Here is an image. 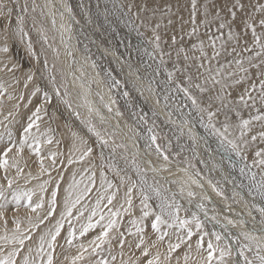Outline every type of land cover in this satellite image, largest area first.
<instances>
[{
    "label": "rangeland",
    "instance_id": "rangeland-1",
    "mask_svg": "<svg viewBox=\"0 0 264 264\" xmlns=\"http://www.w3.org/2000/svg\"><path fill=\"white\" fill-rule=\"evenodd\" d=\"M3 1L0 0V3H3L4 5H9V7H11V6L13 7L14 12L16 14L15 17H17V19H16L17 20V29H18V25L20 24L19 18L23 17V28H24V31L27 33V35L22 37V39H21L22 42H19L18 44H14L13 41L9 38V34H8L6 40L3 41L5 36H4V34H2V32H0V43L2 41V43L0 44V47L3 44L4 46H7L8 52H9V49L12 52L11 54L5 53L3 56H1L2 59L4 57H9V56L10 57L6 58V59L4 58L5 62H7V64H8V66L5 67L6 69L5 68L2 69V67H0V70H1L0 76H3L2 71L4 72V74H5L4 76H6V77L11 75L12 79L14 78L13 81L16 82V83L14 82V84H16L17 86L20 84V86H18L17 89L21 90V93L17 99L15 97H12V96L11 97L7 96L6 93L8 91H4L6 89L0 91L1 92V94H0V161L5 160V159L7 160V166L6 167H0V193H2V195H0V205L4 206L2 209H0V211H2L4 213L3 217L0 218V237L7 236V237L11 238L12 236L17 235V236H23V237H27V238L25 239L23 246L19 245L18 243H14L11 241L6 242L5 240L0 239V257L7 255V253H9L13 250H17L18 255L14 257L16 264H22L25 257L28 258V260L30 261V264H47L46 256L48 257L49 253L52 256V261L54 260L52 262V264H54V263L55 264H75L74 262L76 260H78V262H81V260H84L83 257H82L83 259H81V260L76 259V258L81 257L82 254H84L89 249V247L91 245V244L89 245V243H91L93 240H95L97 235L99 236L104 230L105 223L101 221L102 220L101 216L104 217L105 213L104 214L99 213V214H97L96 217H93V219H91V223L94 222L93 224H95V225L93 228H91V230L89 229L85 235L81 236L80 233H81L83 227L87 226V223H89V218H90L89 215H91L90 211L94 210L97 206L96 202L99 201V198H97V193H99L98 191H101L102 189H104L106 187H107L106 189H108L112 186L111 184H113L114 188L110 189V195H114L117 197V199L119 200L118 205L119 204L122 205L121 212L123 213V217L125 214L126 220H127V222L124 225H121L122 227L120 228V230H122V233L124 235L121 233L118 234V237H116L115 240H119V241H117L119 243L122 240L123 241L122 245L124 246L126 244H129L128 241H130L131 238L134 239V237H136V234H137L138 238L139 237L145 238V236H146L145 239L144 238L140 239V240H143V243H141L140 240L134 241L135 243H133L132 248L134 249L135 247L139 246V244L141 246V247L139 246L140 248L139 247L135 248L134 251H133V249L131 250V248H129L130 251H127V256H129V255L134 256V260H135L134 262L135 263L129 262L127 260L124 264H137L136 261L139 264H148V261L154 262L155 259H156V261L154 262V264H158V263L162 264L161 262L157 261V258H155V255H154L155 251L154 250H156V249H153L155 247L158 250L157 253L160 252V253H163L165 255L167 254L168 258H166L167 257L166 256L165 257L166 260H169L172 257H176V254L181 255V253L183 252L182 253L183 259L181 258L183 263H185V262L187 263V261H189L188 257H187V261H186L185 256H187V254H184V252L189 251L192 248V252L194 253V256L198 257L197 263L198 264H206V258L208 256V247L207 246H208V243L210 242L209 237L216 236V234L215 235L211 234L212 231H210L208 229L207 224H209L211 226L215 225L214 229L216 231L218 229L217 232H219L224 237V239L226 241L228 239L230 240L227 242H230L232 245L231 246L229 243V246L232 248V249L230 248V250L234 254V255L231 254V256L232 255L235 256L236 251L234 248L237 247L238 255L243 260L244 264H246L245 257H247L248 261H252L253 264H259L260 262H258L259 260L257 259V256L259 254H261V255L264 254V252H263L264 251V245H263V243H264V237H263L264 232L261 231V230L264 231V196H262L260 194V190H259V188H257V186L261 182V180L264 178H263L262 174H260V172H258L257 168H260V169L263 168L262 171L264 172V165H260L258 163V161L260 159L264 158V156H257L256 153L260 152V151H251L249 149V145L254 142L253 140H251V138L248 140L245 139L242 142V145H240V146L237 145L238 151H239V154H237V149H233L232 144L229 143L230 140L228 138H226L222 133L218 132L212 126L214 122L217 123L218 125L224 127L230 119H231V122L233 124L236 123V121H238L236 118L234 119L230 115H233L234 113L237 114L235 111L237 110L238 107H240V105L243 104V103H241V101H242L240 99L241 96H236L235 98H232V99H234V101H232V100L230 101V99L227 100V98L225 97V94L220 92L217 89V87L215 85H213L214 84L213 82H215V81L212 82V79H210L209 77L202 76L204 74V72L206 73L209 70H206V68H203L204 66L202 65L203 64L202 61H200L201 65L197 62V60H199L198 57L196 58V56H198L197 54L187 52V55H186V52L180 51L182 48L180 45L181 41L177 40L176 38H167L166 39V37L161 35L158 28H156L155 26L153 27L152 23H150V21H151L150 19H146V21L144 23L139 22L136 18L143 16V14H146V11H148L147 8H143L140 6V8H139L140 10L135 9V10H133L134 13H132L133 11L127 9L124 6L123 0H56L58 3L61 4L63 9L64 8L66 9V10L62 11L61 8L59 9L57 7H53L51 0H44V2H43V0H3ZM13 2L15 3V5ZM25 5H27V11L26 12L22 11V9L24 8ZM149 6H152L151 10H154L155 12L157 10H160L161 13H163V12L169 13L172 9L169 5H165L164 7L162 6L161 8H160V6H158V8L154 7L156 5L153 4L152 2L149 3ZM165 7H167V8H165ZM203 8L204 7L202 6L201 9L203 10ZM69 9H70V11H69ZM4 11H6V10H4ZM203 11H205V8ZM138 12H139V14H141V16L138 14ZM149 12H150V10H149ZM66 14H67V16L70 15V18H68L69 20L66 19V22H65L64 18L61 17V15H64V17L66 18ZM212 15L207 16L209 19V20L207 19L208 22L209 21L212 22L211 20L213 18H215L213 20V22H215V24L219 23V25H220L221 24L220 22H223V18L215 17L214 15H216V14H212ZM2 17H3V15L2 16L0 15V19ZM219 17H220V14H219ZM147 18H149V16ZM132 19H133V21H132ZM67 21H68V23H67ZM78 21H80V22H78ZM64 22H65V25H64ZM62 25H64L65 31H63ZM0 26H1V24H0ZM60 27H62V28H60ZM223 28H225V25ZM86 30H88V31H86ZM0 31H1V27H0ZM91 32L93 34H95V33L96 34L98 33V34L96 36H94ZM87 33H88V35H87ZM157 36H159V39H160L159 41L156 40ZM43 37H47L46 42H45ZM142 39H144V40H142ZM29 41H31V44H32L31 50H29V47H28ZM94 41H95V43H94ZM170 43H172V44H170ZM157 44L159 45L158 47H157ZM169 44L171 46H169ZM173 44H175V46ZM8 45H9V47H8ZM166 45H167V47H166ZM15 47H17V50L20 52L18 57L14 56L15 54L13 53ZM170 48H172L171 49L172 52L175 50L173 52L174 56L171 54H168V53H166V54L164 53L165 50L171 51ZM24 51H25V53H24ZM176 51H177L176 54H178V56L175 55ZM0 53H2V51ZM232 54L234 57L233 61H235L237 54H234L233 52H232ZM179 57H181L182 59ZM18 58H20V59H18ZM26 58H28V61L30 62L28 66L24 65L22 63V59H26ZM45 60L47 61L46 66H45ZM179 60H181V61H179ZM9 61H10L11 65H10ZM64 61H65V63L67 62L66 65L64 64ZM178 61L180 62V64ZM31 64L34 68L36 66V67H38V70L42 71L43 75H45V77H46L45 79H47L45 86H47L48 88H50L53 91V94H54L53 96L56 99L55 100L56 101L55 102L56 110L53 111L54 115L56 113L59 114L61 111H63V112L69 111V112H71V114H74L84 126L86 124V126H85L86 129L89 130V128L92 127L100 133V136L98 138L97 135L95 134V132L89 130V132L94 135V138L96 137V140L98 139L97 141L99 142V144L103 145V147L106 150V152L104 151L103 154H102V151H100L99 153L97 152L96 158L98 161V165L106 173L108 172V174H109L108 178L110 179V181H109L108 185L104 186L105 182L103 180L101 182H99V184L102 183V184H100V186H103V187L97 189L96 191H93L90 194L91 198H92V196L94 197V199H91V201L92 200L93 201L89 202L90 204L87 203L89 199H87V200L84 199L87 201V202L86 201L84 202L85 204H82V203H81V205H78L77 203L71 204V206H70L71 215H69V216L67 215V213L64 212L65 206H60V203L58 200L60 197L57 195L62 193V192L60 193V190L62 191V187L64 185L63 181H65L64 178L66 179V177H67V175H66L67 174V168L69 170V166L71 164H74L75 162L69 164L63 160V158L64 159L66 158V157H63V155L64 154L67 155L66 152L62 154V152H64L63 149H62L60 155L56 153L58 155V156L57 155L55 156L56 159L54 158L51 160L47 157V155H43L41 157H37V156L35 157V154L32 153L31 150L27 149V147H26L25 148L26 149V155H27V157H29V162L28 163L27 162L22 163L21 158L23 155L21 152L17 151V149L19 148V146H17V144H20V142L23 141V138L21 136V132H23V129L21 128V126L18 125L21 121L23 122V117H22L23 113L21 112L19 105H21V102L23 101V97L25 94L24 92L22 94V91H25L26 90L25 88L28 87V84H26L27 82L24 83V81H22V78L20 79V81H22L23 83L19 81L20 83L18 84L17 81L19 80L18 78H20L21 76H23V78L25 77V73L31 69V67H30ZM185 64H189V65H185ZM12 65L13 66L15 65L14 68H12L13 67ZM64 65H65V67H64ZM196 66H197V68H196ZM19 67H20V69H19ZM201 67H202V69H200ZM66 68H69V69H66ZM21 69H23V70L21 71ZM26 69H28V70H26ZM19 70L21 73L19 72ZM67 70L69 71L68 75L69 74L71 75L72 80H71V78L69 79L70 76H68V78H67V72H68ZM35 71H36V68L34 69V74L37 75V73ZM23 72H25V73H23ZM22 73H23V75H22ZM16 74L19 75V77ZM194 74H197V75H194ZM26 75H27V73H26ZM212 75L214 77L213 80H215L216 76L214 74H212ZM51 76H55V78H56L55 85L51 82V79H50ZM200 76L202 77V79ZM32 77L34 78L35 76H32ZM192 77L195 79H193ZM73 78H75L76 80ZM74 80H75V82H74ZM191 80L193 81V83ZM181 81H184V82H181ZM197 81H199V82L197 83ZM74 83L76 84L75 86H74ZM86 83H87V85H86ZM22 84H23V86H21ZM173 84H174V86H173ZM180 84L183 85L184 87L181 86ZM60 85H62V86H60ZM197 85L199 87L196 90L195 88H197ZM45 86H43V87L38 86V87L41 91H44ZM213 86L215 87L214 89H213ZM187 87H189V88H187ZM71 88H74V89H71ZM254 88H256V86L251 87L249 90L251 91V94L253 96H256V95L258 96V90H254ZM56 89H59V94H57ZM76 89H77V91H76ZM180 89H181V91H180ZM65 90H67L68 96L65 95ZM204 90H207V91H204ZM178 91H180V92H178ZM182 91H184V92H182ZM200 91L203 92V95L202 94L200 95V93H201ZM72 92L74 94H71V95H74L75 97L70 96V93H72ZM190 92H193L192 93L193 95L199 94L198 96L204 97L203 100L210 102V104L213 106L212 108H214L215 111H218V113L213 114L211 116V119L207 115L204 116L203 112L198 107L196 102L193 104V95ZM205 92L207 94H205ZM75 93H76V95H75ZM208 93H210V94H208ZM79 94L80 95L82 94V95L80 96ZM183 94H185V96ZM216 94H218V95H216ZM47 95H48V100H46L45 102H47V101L48 102H47L46 106H48V104H50V100H51V98H50L51 96L48 93H47ZM209 95L211 98L209 97ZM205 96L208 98L206 99ZM263 97L264 96H261L260 98H262V100H264ZM14 99H16V100H14ZM75 99H77L76 100L77 103L75 102ZM190 99H191V102H190ZM252 99L255 102V104L258 105V107H263V105L261 103L262 101H259L258 98H252ZM221 100H222V102H221ZM40 101H41V99H40ZM65 101H68V103H65ZM91 101H92V103H91ZM224 101H226L227 103ZM229 101L232 103L230 104ZM78 102L81 105L80 104L77 105ZM86 102L88 104H86ZM189 103H191V104H189ZM235 103L239 104V105L237 106ZM74 104H76V106H73ZM91 104H94V105L92 106ZM233 104L236 106H234ZM190 105H191V107H190ZM215 105H216V107H214ZM83 106L86 108H84ZM195 106H197V107H195ZM217 106H219V107H217ZM75 107H76V109H75ZM79 107L80 108L82 107V109L84 111L82 109H80ZM103 107L107 110L109 109L108 110L109 112L106 110L107 112L104 113ZM93 108H95V109H93ZM216 108H219V109H216ZM39 109L43 111V108L39 107ZM96 109L98 111H96ZM193 110L195 112H197L196 116H195V112ZM221 110H222V112H219ZM252 110L254 111L252 113H255L256 112L255 110H257V109L254 110V109L250 108L249 111H252ZM88 111H90V112H88ZM97 112H98V114H97ZM101 114L104 116L107 115L106 120L108 118L109 119L106 122H108V124L106 122L104 123V121H102L103 117H101V119H96V118H98L97 116H99ZM201 114H203V115H201ZM216 114H218V115L213 117ZM220 114H221V116H220ZM244 114H245V116H247L248 111L244 112ZM226 115H227V118H226ZM256 115L257 116L258 115L264 116V112H261V113L256 114ZM110 119L112 121H114V120L115 121L111 122ZM104 120H105V118H104ZM200 120H201V122H200ZM41 121H42V119H41ZM47 121L48 120H45L43 118V122L46 123L44 125L49 130V133L55 132V134L54 133L53 134L55 135V137L57 136V138H59V141H60L61 138L65 136L64 135L65 129H64V131L62 129H60V128H64V124L59 125L60 123H58L57 125H59V127L60 126L61 127L59 128L56 126V128L54 129L55 131H53V127L50 125V123L48 124ZM99 123H100V125H99ZM11 125L13 127H15V130L17 129L15 132L10 131V128L12 127ZM14 125H16V126H14ZM32 125H33V123H32ZM96 125H97V127H96ZM99 126H100V128H99ZM177 126H179V128ZM20 128H21V130H20ZM114 130H116L119 134L117 132H115ZM204 130H205V132H204ZM56 131L57 132L59 131V132L56 133ZM128 131H130V134ZM18 132H20V133H18ZM60 132H61V134H60ZM125 132H127L126 133L127 136L124 135ZM178 132H180V133H178ZM202 132L205 134H203ZM211 133H213V134H211ZM56 134H58V135H56ZM59 135H61V136H59ZM119 135L121 136L120 138H122V137H124V138L126 137V138L120 139ZM133 136H135L136 138L134 137L135 138L134 139ZM100 137H102V138L100 139ZM153 137H155L154 141L152 139ZM218 137H220V138H218ZM29 139H27V140H29ZM175 139H177V140H175ZM187 139H190V140H187ZM132 140H134L133 143H135V145L131 142ZM62 141H63V139L60 142L62 143ZM105 141H106V143H105ZM123 141H126V143H129V145H127ZM259 141H264V139L259 138ZM167 143H169V144H167ZM33 144H34V142H33ZM178 144L179 145L182 144L181 145L182 147L179 146ZM126 145L128 147H126ZM150 145H152V146H150ZM168 146H170V147H168ZM40 147H41V145L39 146V148ZM121 147H123V148H121ZM130 147H131V149H130ZM133 147H134V149H133ZM8 148H11L12 150L10 152H8L7 155L5 156L4 152ZM135 148L137 149L138 152L142 151L144 153L143 155H146V158H148V159H147V162L145 164L147 166L142 164L141 161L139 160V158L135 155V153H134ZM154 149H156L157 152L154 151ZM186 149H187V154L185 153ZM158 151H160L164 154V156L168 162L167 166L176 165V166L187 167L190 165L189 167L191 170H193L197 167V169H195V172L197 171L198 175L203 179L204 187L202 188L200 186H194V185L188 184L187 183L188 179H186L184 177L178 176V178H177L175 175L178 171L176 169H173V168L167 169V167H164L163 165H166V164L163 162H160L161 159L158 158ZM128 152H130V153H128ZM117 154H119V155H117ZM194 155H195V157H194L195 159L193 158ZM234 155H237V156H234ZM238 155H240L242 157H239ZM147 156H149V157H147ZM57 157H59V158H57ZM61 157H63V158H61ZM172 157L174 159L170 160ZM38 158H39V160H38ZM87 158H88V155H85V157L82 158L81 161H87L88 162ZM240 158H241V160H239ZM136 159H137V161H136ZM117 160H118V162H120V160H123V161L125 160L124 165H120L117 162H115ZM126 160H128V161H126ZM155 161H157V162H155ZM183 161H184V163H183ZM60 162H63L64 164H62ZM176 163H178V164H176ZM200 163H201V165H200ZM36 164H39V165H37V167H36L35 166ZM154 164H156L157 166ZM161 164H163V165H161ZM15 167H17V168H15ZM63 167H65V169ZM189 167H187V168H189ZM252 167H253V169H250ZM175 168H177V167H175ZM240 168L241 169L243 168V170H244L243 173L245 175L241 172ZM18 169H19V171H18ZM54 169L55 170L58 169V173ZM61 169H62V171H61ZM153 169H155V170H153ZM246 169L248 172L245 171ZM164 170H166L165 176L163 175V174H165V173H163ZM173 170H175L177 172H174V173L171 172ZM20 171H22V172H20ZM138 171H140V173ZM207 171H211V172H207ZM50 173H52V174H50ZM54 173H57V174H54ZM62 173H64V174H62ZM215 173H217V174H215ZM253 174L255 175L254 180L252 178H250V177H253ZM55 175H57V176H55ZM52 176L56 177L57 180L55 178H52ZM150 176H151V178H150ZM259 176H260V178H258ZM60 177H61V179H59ZM179 177H181V178L179 179ZM217 177H219L220 179L222 178V179L220 180ZM62 178H63V180H62ZM164 178L166 180L162 181V180H164ZM158 179H159V181H158ZM43 180H44V182H43ZM9 181H11V186H9ZM61 182H63V184ZM165 182H168V183H165ZM35 183L37 184L36 186H35ZM178 183L180 186H178ZM211 183H213V184H211ZM223 183H226V184H223ZM40 184H42V185H40ZM44 184H45V186H43ZM39 185H40L41 189L39 188ZM51 185H53V186H51ZM121 185H122V187H120ZM134 185L137 186L136 188H138L139 191H142V192H140V195H142V193L145 192L146 188L149 189L151 192L150 195H152L156 199L162 201V203H163L162 205L165 206V208L168 210L170 208L174 207V205L177 203L176 199L179 196L184 197L187 200V202L191 208L193 205H195L196 207L198 206V207L197 208L195 207L191 210L193 212V215H191V216H186L185 214L183 216H181L178 208L171 210L170 212L174 216L178 217V219H176L174 221L172 216L169 215L170 212L169 213L165 212V210H163V208H161L160 203L157 204V203L153 202L156 204V206L158 208V209H155V211L156 212L161 211L162 212L161 214L164 213L161 216L162 217L164 216V219L171 222L170 224L172 225V227H170V228L172 229V231L168 233L166 231L167 229L160 227V231L157 232L156 230H154L152 228V223L155 221L156 217H154V216L152 217L151 215H148L147 227L150 228V229L147 228L148 233H144L142 230L141 234H140V231L139 232L137 231V233L135 231L134 232L135 235L134 234L131 235L128 233V228L136 227V229L138 230L139 227H138V224H136L133 216L131 214H129V213L127 214L123 211L124 210L123 202L125 204L134 195L132 193L133 190L136 189V188H133ZM19 187H21V188H19ZM166 187H167V189H166ZM205 187H207V188L211 187L213 192L214 191L215 192L213 193L210 188L204 189ZM22 188H24V189H22ZM47 188H48V190H47ZM124 188H126V189H124ZM129 189H131L130 193L128 191ZM16 190L18 193L15 192ZM19 190L20 191L22 190L23 192H20ZM46 190L48 191V193L45 192ZM191 190L193 191V193ZM201 190H202V192H201ZM204 190H205V192L207 190L206 193L208 195L204 193ZM208 190L211 191L212 193L208 192ZM55 191H57V192H55ZM174 191H176V192H174ZM27 192L31 193V200L30 201L28 200L27 197L22 195L23 193H27ZM35 192H36V194H35ZM54 192L56 194L55 197L57 200V202L55 200V204L52 203ZM194 192H195L196 196L194 195ZM189 193H192V195H189ZM202 193L204 194V196L206 195L208 197L201 196ZM215 193L219 197H217V195ZM44 194H45V197L41 196ZM213 194H215L214 197H213ZM223 194L225 195V197H223L224 196ZM50 195H51V197H50ZM140 195L136 196L137 201L135 203V206L143 204L147 201V200H145V198H143ZM172 195H174V196L172 197ZM209 195H211V196H209ZM220 195H222V198ZM16 196H21L19 205L16 202ZM152 196H150L151 198L149 197L151 200H152ZM37 197H39L40 200L37 199ZM202 197L204 198V200ZM210 197H212V198H210ZM34 198H36V199H34ZM214 198H216V199H214ZM218 198L222 202L218 201L219 200ZM50 199H51V201H49ZM96 199H97V201H96ZM200 199L202 200V202ZM210 199L212 201H210ZM197 200L199 203L197 202ZM192 202H193V204H192ZM211 202H212V204H211ZM216 202H218V203H216ZM56 203H57V206H56ZM86 203H87V205H86ZM99 203H101V202L99 201ZM201 203H203V204H201ZM37 204H42V207L36 208ZM127 204H128V202H127ZM206 204H207V206H206ZM103 205L105 206V203H103ZM208 206H210V208ZM216 206L218 209L216 208ZM222 206H224V207L222 208ZM225 206L227 208L226 211H225ZM211 207L216 208L217 211L213 210ZM231 207L235 210H234V213H231L232 215H229L230 212H233V209ZM81 208H84L86 210V212H84L85 211L84 210L83 211L84 213L82 212L83 213L82 216L78 217L80 214L79 212L82 211ZM33 209H35V211H33ZM220 209H222L223 212H221ZM209 210L210 211L213 210L214 212L213 211L210 212ZM230 210H232V211H230ZM236 210H238V211H236ZM240 210H241V213H239ZM242 210H243V213H242ZM20 211H23V212L21 213ZM32 211L34 213H32ZM218 212H219V214H218ZM157 213H159V212H157ZM199 213H202V214L199 215ZM30 214L32 215V217ZM205 214H207V215H205ZM208 214H209V216H208ZM222 214H224V215H222ZM159 215H160V213H159ZM203 215H204V217H203ZM219 215H220V218H219ZM240 215H244V217L240 216ZM92 216H93V212H92ZM205 216H207V217H205ZM230 216H231V220H230ZM232 216H233V218H232ZM236 216H237V218H236ZM245 216H248V219L250 217V219L245 220L247 218V217L245 218ZM222 217H224V218H222ZM241 217L245 218V219H242ZM33 218L35 220H33ZM210 218H211V221H214V222H211ZM212 218H214V219H212ZM17 219H20V220H17ZM121 219H123V218H121ZM181 219H183V220H199L200 224L202 225L201 226L202 228H200V231H198L197 233H195V231H193V232L191 231L192 236H191V238H189L188 237L189 229H183L181 227L180 223L177 222ZM240 219H242V220H240ZM59 220H61L60 225H62L61 226L62 229L63 230L65 229L68 231H63L62 229H60V234L56 237V241L53 242L54 247L50 249L48 247V242L51 240V234H54L56 232L57 226L59 224V222H58ZM222 220H224V222L225 221L226 222L224 223ZM16 221H18V222L20 221L19 222V232H17V230H16L17 225H14L16 223ZM133 222H135V223H133ZM254 222H256V223H254ZM248 223H250V225ZM236 224H237V226H236ZM241 224H243L244 226ZM251 224H252V226H251ZM254 224L255 225L257 224L258 226L257 225L255 226ZM229 226H231L232 228L230 229ZM241 226H242V230H240ZM255 227H258V229L255 230L256 229ZM261 227H262V229H261ZM52 228H53V230H52ZM99 228H101V229H99ZM243 228H244V230H243ZM251 228H253V234L252 235H251V233H252ZM258 230H259V232H258ZM256 231L260 234L257 235ZM46 232L48 234H46ZM64 232H66V233H64ZM69 232H72L73 236L70 237ZM180 232H182V233L180 234ZM202 232H203V234H202ZM62 233H63V235H62ZM165 233H166V235L164 236V239L163 240L159 239V236L162 234H165ZM219 233H218V235H219ZM234 233H236L237 235ZM255 234L257 237L253 236ZM138 235H140V236H138ZM149 235H150V237H149ZM226 235L228 238L226 237ZM232 235H233V237H232ZM60 236L61 237L64 236V237L62 239H59ZM235 236H238L239 238L235 237ZM41 237H44V244H43V250L42 251L40 250L41 249V241H39L41 239ZM126 237H128L129 240L126 239ZM137 237L135 239H137ZM254 237H256V238L254 239ZM48 238H50V239H48ZM173 238H175V239H173ZM201 238H202V241H201ZM247 238L250 240H247ZM257 238H259V240H257ZM261 238H263V239H261ZM178 239H180L181 241H179ZM207 239L209 242L207 241ZM238 239L240 241H242L243 243L238 242L239 241ZM69 240H71V243L68 242ZM174 240H177V242ZM254 240H256V241H254ZM261 240L263 241L262 244H261V242H259ZM60 241H62V242L60 243ZM198 241H201V243L203 242L202 247H199V248L197 247ZM248 241H249V243L250 242H252V243L248 244L247 243ZM110 242H113V240ZM34 243L36 244V246ZM177 243H181L180 247L178 249H176L174 252L173 251L170 252L169 251V245L170 244L174 245ZM192 243H193V245H192ZM254 243H255V245H254ZM154 244H156V245H154ZM236 244H237V246H235ZM67 245H68L70 250L68 249ZM81 245H83L84 247L82 248ZM246 245L249 248H247ZM188 246H190V247H188ZM251 246H252V248H251ZM158 248H160V249H158ZM259 248H261V249L259 250ZM29 249H31V251H29ZM241 249H242V251H241ZM115 250H116V247L112 243H108L105 241L99 248H97V249H95V251H93L94 253L93 252L91 253L90 257L92 258L93 261L90 260L89 264H96V262L101 260V259L107 260L108 264L110 262H111L110 264H112L114 261L113 257H115V255H114ZM232 250H234V252ZM37 252H38V254H37ZM129 252H131V254H129ZM136 252H138V253H136ZM145 252L147 253V255H145ZM215 252L219 253L217 250H215ZM228 252H226V253L224 252L225 255L223 256V258H221V254H220L221 251H220L219 255H217L215 253V255L213 256V259L211 261V264H216V263L217 264H225L227 262L228 258L230 257V256L229 257L227 256V254L230 255V251H228ZM256 252H258V254ZM52 253H55V254H52ZM151 253L153 255H151ZM63 254H65V255H63ZM76 255H78V256H76ZM79 255H81V256H79ZM249 255H251V256H249ZM40 256H41V258H40ZM20 257H21V261H20ZM54 257H55V259H54ZM251 258H253V259H251ZM17 259L19 262L17 261ZM254 262H256V263H254ZM121 264H122V262H121Z\"/></svg>",
    "mask_w": 264,
    "mask_h": 264
},
{
    "label": "bare ground",
    "instance_id": "bare-ground-1",
    "mask_svg": "<svg viewBox=\"0 0 264 264\" xmlns=\"http://www.w3.org/2000/svg\"><path fill=\"white\" fill-rule=\"evenodd\" d=\"M1 1H3V0H1ZM4 2V1H3ZM8 2V1H7ZM6 2V3H7ZM17 2V1H16ZM43 2H44V0H43ZM51 2H52V6L53 7H57V8H61V10L62 11H64V10H66L65 8L63 9V7L61 6V4L60 3H58L56 0H51ZM123 4H124V6L127 8V9H129V10H131V11H133V10H135V9H139L140 8V6L141 7H143V8H147V10L148 11H146V14H143V16H141V14H139V12H138V14L141 16V17H137L136 19L139 21V22H145L146 21V19H150L151 21H150V23H152V25H153V27L155 26L156 28H158V30L160 31V33H161V35H163L164 37H166V39L167 38H176L177 40H180L181 41V50L180 51H184V52H186V55H187V52H191V53H195V54H197L198 56H196V58L198 57V59L199 60H197V62L200 64V61H202V65L204 66L203 68H206V70H209V71H207L206 73L204 72V74L202 75V76H207V77H209L210 79H212V82L213 81H215V82H213L214 84L213 85H215L216 87H217V89L220 91V92H222V93H224L225 94V97L227 98V100L228 99H230V101L232 100V101H234V99H232V98H235L236 96H241V97H243V100L241 101V103H243L242 105H240V107H238L237 108V110L235 111L237 114H233V115H230L232 118H236L238 121H236V123H232L231 122V119L228 121V123L224 126V127H222V126H220V125H218L217 123H213V128H215L218 132H220V133H222L226 138H228L230 141H232V142H234L236 145H242V142L245 140V139H250L251 138V140H253L252 139V137H256V139H254L253 141V143L252 144H250L249 145V149L251 150V151H260L261 153H264V141H259V138H261L260 137V133L261 132H264V120H257V119H254V117H257V115L256 114H259V113H261V112H264V100H262V98H260L261 96H264V89H262V87H261V82L262 81H264V48H262V46H264V26H261V24H260V20L262 19V18H264V11H261L260 10V6L261 5H264V0H240V2L244 5V7L241 9V8H239V7H237V8H235V9H233L232 8V5L235 3V0H196V7H195V9H193V0H123ZM150 2H152L153 4H155L156 6H154V7H157L158 8V6H160V8L163 6H165V5H169L172 9H171V11L169 12V13H161L160 12V10H157L156 12L154 11V10H151V8H152V6H149V3ZM14 3V2H13ZM50 4V3H49ZM79 4V3H78ZM120 4V3H119ZM11 5V4H10ZM13 5V4H12ZM14 5H15V3H14ZM51 5V4H50ZM207 5V7H208V12H209V14L208 15H212V14H216L217 12H219V14H220V17L219 18H223V22H220V23H223L224 25H225V28H220V25H219V23H216L215 24V22H213V20L215 19V18H213L211 21L212 22H208L207 21V19H208V15H205V11H203L204 10V8H205V6ZM6 7H5V9L4 10H6L7 11V9L8 8H11L12 9V13H11V15L10 16H4L3 15V17L0 19V24H1V31L0 32H2V34H4V40L3 41H5L6 40V38H7V36H8V34H9V38L13 41V43L14 44H18L19 42H22V36L17 32V17H15V12H14V9H13V7L11 6V7H9V5H5ZM47 6V5H46ZM129 6H131V7H129ZM202 6L204 7L203 8V10L201 9L202 8ZM168 7V6H167ZM167 7H165V8H167ZM169 7V8H170ZM18 8V7H17ZM140 10V9H139ZM145 10V9H144ZM149 10H150V12H149ZM5 11V12H6ZM112 11V10H111ZM119 11V10H118ZM124 11V10H123ZM138 11V10H137ZM232 11H234L235 12V18H233V16L231 15V12ZM20 12V11H19ZM41 12V11H40ZM124 13V12H123ZM132 13H134V11L132 12ZM136 13V12H135ZM113 14V13H112ZM127 14V13H126ZM137 14V13H136ZM150 14V15H149ZM1 16H2V14H0ZM114 15V14H113ZM149 16V18H147ZM213 16V15H212ZM215 17H216V15H214ZM222 16V17H221ZM61 17H63L64 18V20H65V22H66V19L67 20H69L68 18H70V15H68L67 16V14H66V18L64 17V15H61ZM131 17V16H130ZM62 20V19H61ZM74 20V19H73ZM209 20V19H208ZM220 20V19H219ZM132 21H133V19H132ZM65 22H64V25H65ZM78 22H80V21H78ZM29 23V22H28ZM67 23H68V21H67ZM106 23V22H105ZM128 23V22H127ZM136 23V22H135ZM149 23V22H148ZM142 24V23H141ZM39 25V24H38ZM64 25H62V27H63V31H65V27H64ZM129 25V24H128ZM140 25V24H139ZM143 25V24H142ZM147 25V24H146ZM150 25V24H149ZM16 26V27H15ZM19 26V25H18ZM27 26V25H26ZM105 26V25H104ZM38 27V26H37ZM62 27H60V28H62ZM219 27V28H218ZM44 28V27H43ZM253 28H255V36H253ZM108 30V29H107ZM124 30V29H123ZM86 31H88V30H86ZM140 31V30H139ZM61 32V31H60ZM94 32V31H93ZM138 32V31H137ZM92 33V32H91ZM46 34V33H45ZM48 34V33H47ZM90 34V33H89ZM93 34V33H92ZM98 34V33H97ZM96 33L95 34H93L94 36H96L97 35ZM103 34V33H102ZM146 34V33H145ZM76 35V34H75ZM87 35H88V33H87ZM64 36V35H63ZM86 36V35H85ZM73 37V36H72ZM77 37V36H76ZM128 37V36H127ZM256 37H259V43H257V40H256ZM92 39V38H91ZM49 40V39H48ZM55 40V39H54ZM71 40V39H70ZM94 40V39H93ZM101 40V39H100ZM140 40V39H139ZM142 40H144V39H142ZM150 40V39H149ZM160 40V39H159ZM7 42V41H6ZM93 42V41H92ZM1 43H2V41H1ZM0 43V44H1ZM76 43V42H75ZM94 43H95V41H94ZM120 43V42H119ZM129 43V42H128ZM164 43V42H163ZM166 43V42H165ZM168 43V42H167ZM50 44V43H49ZM89 44V43H88ZM147 44V43H146ZM170 44H172V43H170ZM169 44V46H171ZM74 45V44H73ZM174 46H175V44H173ZM3 44H2V46L0 47V48H3ZM24 46V45H23ZM177 46V45H176ZM5 47V46H4ZM8 47H9V45H8ZM166 47H167V45H166ZM165 47V48H166ZM173 48V47H172ZM172 48H170V50L172 49ZM20 50V49H19ZM63 51V50H62ZM112 51V50H111ZM159 51V50H158ZM175 51V50H174ZM173 51V52H174ZM1 52V51H0ZM173 52H172V50L171 51H168V50H165L164 51V53L166 54V53H168V54H171V55H173L174 56V54H173ZM232 52L234 53V54H237L236 55V60L235 61H233V59H234V57H233V54H232ZM7 54V53H12L11 51H10V49H9V52L7 51V52H2V53H0V67H2V69L3 68H5V67H7L8 66V64H7V62H5V60H4V58L6 59V58H9V57H4L3 59H2V57L1 56H3L4 54ZM13 53L15 54L14 56H19V54H20V52L17 50V47H15L14 48V51H13ZM24 53H25V51H24ZM104 53V52H103ZM113 53V52H112ZM177 53V51L175 52V55H177L178 56V54H176ZM159 54V53H158ZM146 55V54H145ZM13 56V57H14ZM65 56V55H64ZM71 56V55H70ZM16 57V58H17ZM73 57V56H72ZM200 57V58H199ZM12 58V57H11ZM64 58V57H63ZM71 58V57H70ZM74 58V57H73ZM179 58H181V57H179ZM18 59H20V58H18ZM33 59V58H32ZM72 59V58H71ZM102 59V58H101ZM166 59V58H165ZM182 59V58H181ZM14 60V59H13ZM50 60V59H49ZM75 60V59H74ZM170 60V59H169ZM176 60V59H175ZM193 60V59H192ZM135 61V60H134ZM165 61V60H164ZM179 61H181V60H179ZM178 61V62H179ZM70 62V61H69ZM149 62V61H148ZM187 62V61H186ZM193 62V61H192ZM9 63H10V61H9ZM22 63L24 64V65H29V61H28V58H26V59H22ZM67 63V62H66ZM66 63H65V61H64V64L66 65ZM182 63V62H181ZM142 64V63H141ZM168 64V63H167ZM166 64V65H167ZM175 64V63H174ZM179 64H180V62H179ZM183 64V63H182ZM10 65H11V63H10ZM65 65H64V67H65ZM185 65H189V64H185ZM198 65V64H197ZM201 65V64H200ZM13 66V65H12ZM15 66V65H14ZM14 66L12 67V68H14ZM69 66V65H68ZM71 66V65H70ZM83 66V65H82ZM94 66V65H93ZM165 66V65H164ZM31 69L28 71V72H26L27 73V75H26V73L25 72H23V73H25V77L23 78V76H21L20 78H18L19 80L17 81L18 82V84L20 83V82H22V81H24V83L25 82H27L26 84H28V87L27 88H25L26 90L25 91H22V94H23V92L25 93L24 94V97H23V101L21 102V105H19L20 106V109H21V112L23 113V122L21 121L18 125L19 126H21V128L23 129V132H21V136H22V138H23V141H24V144H23V151L21 152L22 153V158H21V161H22V163H28L29 162V157H27V155H26V147H27V149H30L31 150V152L32 153H34L35 154V157L37 156V157H41V156H43V155H47V157L49 158V159H54L55 158V156L57 155V154H61V151H62V149H63V151L64 152H62V154L63 153H67V155L66 154H64L63 155V157H66L65 159L63 158V157H61V158H63V160L65 161V162H67V163H73V162H75L74 164H71L70 166H69V170H68V168H67V177H66V179L64 178V180L65 181H63L64 182V185H63V187H62V191L60 190V193L61 194H59V195H57V196H59L58 198V200H59V203H60V206H65L64 208V212L65 213H67V215H68V209L70 208V206H71V204H78V205H81V203L82 204H85L84 202L87 200V199H89L88 200V202L87 203H89L90 201H91V199H94V197L92 196V198H91V193L93 192V191H96L97 189H99V188H102L103 186H100V184H102V183H100L99 184V182H101L102 180L105 182V184H104V186H106V185H108V183H109V181H110V179L108 178V172L106 173L99 165H98V161H97V158H96V155H97V152L99 153L100 151H102V154L104 153V151L106 152V150H105V148L103 147V145H101V144H99V142L96 140V137L94 138V135L92 134V133H90L89 132V130L88 129H86L85 128V126H86V124H85V126L80 122V120H78V118L74 115V114H71V112H69V111H61L59 114L58 113H56L55 115H54V113H53V111H55L56 110V105H55V98H54V94H53V91L50 89V88H48L47 86H45L46 84V82H47V79H45L46 77H45V75H43V73H42V71H40V70H38V67H36L35 66V68H36V73H37V75L36 74H34V67L32 66V64H31ZM33 67V68H32ZM195 67V66H194ZM166 68V67H165ZM170 68V67H169ZM180 68V67H179ZM196 68H197V66H196ZM6 69V68H5ZM19 69H20V67H19ZM66 69H69V68H66ZM65 69V70H66ZM168 69V68H167ZM171 69V68H170ZM178 69V68H177ZM200 69H202V67L200 68ZM11 70V69H10ZM23 69H21V71H22ZM26 70H28V69H26ZM103 70V69H102ZM122 70V69H121ZM153 70V69H152ZM172 70V69H171ZM205 70V71H206ZM1 71V70H0ZM25 71V70H24ZM68 71V70H67ZM169 71V70H168ZM204 71V70H203ZM10 72V71H9ZM18 72V71H17ZM19 72H20V70H19ZM65 72V71H64ZM73 72V71H72ZM123 72V71H122ZM189 72V71H188ZM2 73H3V76H0V91H2V90H4V89H6V90H4V91H8L7 93H6V95L7 96H12V97H15L16 99L19 97V95H20V93H21V90H18L17 88H18V86H20V84L17 86L16 84H14V82L15 81H13V79H12V76L10 75V76H4L5 74H4V72L2 71ZM7 73V72H6ZM16 73V72H15ZM21 73V72H20ZM23 73H22V75H23ZM68 73H69V71L67 72V78H68V76H70L69 77V79L71 78V80H72V77H71V75L69 74L68 75ZM174 73V72H173ZM181 73V72H180ZM199 73V72H198ZM18 74V73H17ZM16 74V75H17ZM212 74H214L215 76H216V79L215 80H213L214 79V77H213V75ZM7 75V74H6ZM29 75H32V76H35L34 78H32V80L31 81H29L28 79H27V77L29 76ZM65 75V74H64ZM122 75V74H121ZM182 75V74H181ZM194 75H197V74H194ZM15 76V75H14ZM18 77H19V75H17ZM127 76V75H126ZM191 76V75H190ZM199 76V75H198ZM89 77V76H88ZM185 77V76H184ZM201 77V76H200ZM22 78V81H20V79ZM117 78V77H116ZM193 78V77H192ZM58 79V78H57ZM73 79H75V78H73ZM138 79V78H137ZM181 79V78H180ZM193 79H195V78H193ZM201 79H202V77H201ZM200 79V80H201ZM66 80V79H65ZM76 80V79H75ZM75 80H74V82H75ZM20 81V82H19ZM59 81V80H58ZM127 81V80H126ZM192 81V80H191ZM181 82H184V81H181ZM199 81H197V83H198ZM16 83V82H15ZM23 83V82H22ZM67 83V82H66ZM81 83V82H80ZM85 83V82H84ZM96 83V82H95ZM192 83H193V81H192ZM203 83V82H202ZM25 84V85H26ZM105 84V83H104ZM55 85V84H54ZM76 84L74 83V86H75ZM80 85V84H79ZM82 85V84H81ZM86 85H87V83H86ZM177 85V84H176ZM175 85V86H176ZM181 85V84H180ZM195 85V84H194ZM199 85V84H198ZM205 85V84H204ZM21 86H23V84L21 85ZM38 86H40V87H43V86H45L44 87V91H41L40 89H39V91L38 92H36V94L35 95H33V92L37 89V88H39ZM60 86H62V85H60ZM84 86V85H83ZM158 86V85H157ZM173 86H174V84H173ZM181 86H183V85H181ZM187 86V85H186ZM253 86H256V88H254V90H258V96L256 95V96H253L252 94H251V91L249 90L251 87H253ZM82 87V86H81ZM88 87V86H87ZM184 87V86H183ZM204 87V86H203ZM22 88V87H21ZM86 88V87H85ZM187 88H189V87H187ZM186 88V89H187ZM193 88V87H192ZM202 88V87H201ZM205 88V87H204ZM215 87L213 86V89H214ZM64 89V88H63ZM71 89H74V88H71ZM70 89V90H71ZM88 89V88H87ZM139 89V88H138ZM196 90L198 89V87L197 88H195ZM194 90V89H193ZM75 91V90H74ZM76 91H77V89H76ZM80 91V90H79ZM180 91H181V89H180ZM180 91H178V92H180ZM191 91V90H190ZM202 91V90H201ZM200 91V92H201ZM204 91H207V90H204ZM90 92V91H89ZM182 92H184V91H182ZM257 92V91H256ZM45 93H48L51 97V100H50V104H48V106H46L47 105V102H45L46 100H48V95H47V97H45ZM78 93V92H77ZM123 93V92H122ZM159 93V92H158ZM191 94L193 93V92H190ZM196 93V92H195ZM0 94H1V92H0ZM71 94H74L73 92L72 93H70V96H74V95H71ZM124 94V93H123ZM203 95V92H201L200 93V95ZM205 94H207L206 92H205ZM208 94H210V93H208ZM75 95H76V93H75ZM78 95V94H77ZM80 95V94H79ZM82 95V94H81ZM80 95V96H81ZM84 95V94H83ZM92 95V94H91ZM184 96H185V94H183ZM182 95V96H183ZM193 95V94H192ZM199 94H194L193 95V100H195V102H196V104L198 105V107L201 109V111L203 112V114H204V116L205 115H207V116H209V113L211 112V113H213V114H215V113H218V111H215V109L214 108H212L213 106L210 104V102H207L206 100H203V98L204 97H202V96H198ZM216 95H218V94H216ZM23 96V95H22ZM62 96V95H61ZM68 96V95H67ZM183 96V97H184ZM2 97V96H1ZM71 97V98H72ZM75 97V96H74ZM190 97V96H189ZM206 97V96H205ZM209 97H210V95H209ZM216 97V96H215ZM77 98V97H76ZM208 97H206V99H207ZM211 98V97H210ZM209 98V99H210ZM252 98H258V100L259 101H262L261 103H262V105H263V107H258V105L257 104H255V102L253 101V99ZM260 98V99H259ZM264 98V97H263ZM2 99V98H1ZM16 99H14V100H16ZM40 99H41V101H40ZM73 99V98H72ZM78 99V98H77ZM77 99H75V102L77 103ZM80 99V98H79ZM180 99V98H179ZM188 99V98H187ZM192 99V98H191ZM191 99H190V102H191ZM237 99V98H236ZM250 99V100H249ZM74 100V99H73ZM72 100V101H73ZM88 100V99H87ZM182 100V99H181ZM189 100V99H188ZM226 100V99H225ZM239 100V99H238ZM79 101V100H78ZM209 101V100H208ZM229 101V102H230ZM2 102V101H1ZM74 102V103H75ZM221 102H222V100H221ZM224 102H226V101H224ZM238 102V101H237ZM258 102V101H257ZM91 103H92V101H91ZM127 103V102H126ZM227 103V102H226ZM232 102H230V104H231ZM239 103V102H238ZM80 103L78 102V104L77 105H79ZM86 104H88L87 102H86ZM96 104V103H95ZM185 104V103H184ZM189 104H191V103H189ZM194 104V103H193ZM236 104V103H235ZM81 105V104H80ZM84 105V104H83ZM92 106L94 105V104H91ZM114 105V104H113ZM234 105V104H233ZM237 106L239 105V104H236ZM236 105H234V106H236ZM261 105V106H262ZM73 106H76V104H74ZM87 106V105H86ZM39 107H41V108H43V111L42 110H40L39 111V113H36V109L37 108H39ZM46 107V108H45ZM58 107V106H57ZM84 107V106H83ZM97 107V106H96ZM190 107H191V105H190ZM195 107H197V106H195ZM194 107V108H195ZM214 107H216V105L214 106ZM217 107H219V106H217ZM221 107V106H220ZM223 107V106H222ZM227 107V106H226ZM225 107V108H226ZM59 108V107H58ZM64 108V107H63ZM80 108V107H79ZM84 108H86V107H84ZM89 108V107H88ZM104 108V107H103ZM234 108V107H233ZM250 108H252V109H257V110H255L256 112L255 113H252V112H254L253 110L252 111H249L250 110ZM60 109V108H59ZM65 109V108H64ZM75 109H76V107H75ZM80 109H82V107L80 108ZM93 109H95V108H93ZM214 109V110H213ZM216 109H219V108H216ZM221 109V108H220ZM227 109V108H226ZM83 110V109H82ZM104 110V113L105 112H107L108 110L107 109H103ZM102 110V111H103ZM107 110V111H106ZM191 110V109H190ZM58 111V110H57ZM77 111V110H76ZM84 111V110H83ZM86 111V110H85ZM96 111H98L97 109H96ZM183 111V110H182ZM194 111V110H193ZM226 111V110H225ZM246 111H248V115L247 116H245V114H244V112H246ZM88 112H90V111H88ZM109 112V111H108ZM190 112V111H189ZM195 112V111H194ZM199 112V111H198ZM219 112H222V110L221 111H219ZM227 112V111H226ZM102 113V112H101ZM169 113V112H168ZM196 113L197 112H195V116H196ZM228 113V112H227ZM97 114H98V112H97ZM114 114V113H113ZM112 114V115H113ZM194 114V113H193ZM203 114H201V115H203ZM232 114V113H231ZM115 115V114H114ZM218 114H216V115H214L213 117H215V116H217ZM107 116V115H106ZM106 116H104V115H99V116H97L98 118H96V119H101V117H103V120L102 121H104V123L109 119H107L106 120ZM220 116H221V114H220ZM259 116V115H258ZM94 117V116H93ZM100 117V118H99ZM114 117V116H113ZM175 117V116H174ZM194 117V116H193ZM192 117V118H193ZM261 117H264V116H261ZM43 118L45 119V120H48L47 121V123L49 124L50 123V125L53 127V131H55L54 129L56 128V126L57 127H59V125H61V124H64V128H60V129H62L63 131H64V129H65V133H64V137H62L61 138V140L63 139V141H62V143L59 141V138H57V136L55 137V132H51V133H49V130L47 129V127H45V125L44 124H46V123H44L43 122ZM104 118H105V120H104ZM186 118V117H185ZM191 118V117H190ZM219 118V117H218ZM226 118H227V115H226ZM41 119H42V121H41ZM111 120V119H110ZM154 120V119H153ZM172 120V119H171ZM244 120H249L250 121V124H249V126H248V129H246L245 130V133H244V135H243V137L241 136V127H240V125H241V123H242V121H244ZM101 121V122H102ZM115 121V120H114ZM114 121H112L111 120V122H114ZM118 121V120H117ZM173 121V120H172ZM210 121V120H209ZM83 122V121H82ZM100 122V123H101ZM120 122V121H119ZM200 122H201V120H200ZM29 123H33V125H32V127H31V129L26 133L25 132V128H27L28 127V125H29ZM58 123H60L59 125H57ZM100 123H99V125H100ZM107 124H108V122H106ZM185 123V122H184ZM196 123V122H195ZM203 123V122H202ZM121 124V123H120ZM119 124V125H120ZM155 124V123H154ZM207 124V123H206ZM111 125V124H110ZM138 125V124H137ZM12 126V125H11ZM14 126H16V125H14ZM180 126V125H179ZM179 126H177L178 128H179ZM196 126V125H195ZM199 126V125H198ZM203 126V125H202ZM96 127H97V125H96ZM193 127V126H192ZM10 128V127H9ZM21 128H20V130H21ZM99 128H100V126H99ZM103 128V127H102ZM113 128V127H112ZM171 128V127H170ZM174 128V127H173ZM51 129V128H50ZM111 129V128H110ZM114 129V128H113ZM144 129V128H143ZM182 129V128H181ZM7 130V129H6ZM17 130V129H16ZM15 130V127H11L10 128V131H12V132H15L16 131ZM109 130V129H108ZM112 130V129H111ZM120 130V129H119ZM138 130V129H137ZM163 130V129H162ZM168 130V129H167ZM197 130V129H196ZM115 132H117L116 130H114ZM208 131V130H207ZM206 131V132H207ZM214 131V130H213ZM20 132H18V133H20ZM59 132V131H58ZM57 131H56V133H58ZM121 132V131H120ZM129 132V134H130V131H128ZM204 132H205V130H204ZM215 132V131H214ZM63 133V132H62ZM111 133V132H110ZM118 133V132H117ZM123 133V132H122ZM126 133L127 132H125V134L124 135H126ZM145 133V132H144ZM178 133H180V132H178ZM203 133V132H202ZM60 134H61V132H60ZM109 134V133H108ZM107 134V135H108ZM112 134V133H111ZM116 134V133H115ZM119 134V133H118ZM121 134V133H120ZM184 134V133H183ZM203 134H205V133H203ZM211 134H213V133H211ZM215 134V133H214ZM56 135H58V134H56ZM106 135V136H107ZM113 135V134H112ZM123 135V136H124ZM59 136H61V135H59ZM127 136V135H126ZM129 136V135H128ZM164 136V135H163ZM180 136V135H179ZM185 136V135H184ZM98 137V136H97ZM121 136L119 135V138H120ZM131 137V136H130ZM135 136H133V138H134ZM209 137V136H208ZM212 137V136H211ZM221 137V136H220ZM220 137H218V138H220ZM30 138V139H29ZM99 138V137H98ZM102 137H100V139H101ZM110 138V137H109ZM118 138V139H119ZM124 137H122V138H120V139H123ZM126 138V137H125ZM124 138V139H125ZM136 138V137H135ZM134 138V139H135ZM140 138V137H139ZM222 138V137H221ZM27 139H29V140H27ZM132 139V138H131ZM144 139V138H143ZM169 140V139H168ZM175 140H177V139H175ZM187 140H190V139H187ZM186 140V141H187ZM221 140V139H220ZM49 141H51V142H49ZM59 141V142H58ZM100 141V140H99ZM109 141V140H108ZM119 141V140H118ZM129 141V140H128ZM127 141V142H128ZM133 141L134 140H132L131 142L133 143ZM184 141V140H183ZM22 142V141H21ZM21 142H20V144H17V146H19V148H20V146H21ZM33 142H34V144H33ZM98 142V143H97ZM120 142V141H119ZM124 143H126V141H123ZM130 142V141H129ZM170 142V141H169ZM180 142V141H179ZM223 142V141H222ZM111 143V142H110ZM174 143V142H173ZM226 143V142H225ZM113 144V143H112ZM119 144V143H118ZM121 144V143H120ZM123 144V143H122ZM127 145H129V143H126ZM131 144V143H130ZM134 145H135V143H133ZM132 144V145H133ZM167 144H169V143H167ZM187 144V143H186ZM41 145V147L39 148V146ZM126 145V147H128ZM140 145V144H139ZM144 145V144H143ZM176 145V144H175ZM179 145V144H178ZM177 145V146H178ZM182 144H180L179 146H181ZM226 145V144H225ZM122 146V145H121ZM141 146V145H140ZM150 146H152V145H150ZM114 147V146H113ZM142 147V146H141ZM168 147H170V146H168ZM182 147V146H181ZM121 148H123V147H121ZM143 148V147H142ZM25 149V150H24ZM88 149H91V151L90 152H88L87 150ZM130 149H131V147H130ZM133 149H134V147H133ZM153 150V149H152ZM158 150V149H157ZM190 150V149H189ZM199 150V149H198ZM130 151V150H129ZM154 151H156V149H154ZM37 152L39 153L38 155H37ZM124 152V151H123ZM131 152V151H130ZM130 152H128V153H130ZM146 152V151H145ZM153 152V151H152ZM151 152V153H152ZM157 152V151H156ZM169 152V151H168ZM167 152V153H168ZM190 152V151H189ZM57 153V154H56ZM86 153V154H85ZM134 153H135V155L139 158V160L141 161V163L142 164H144V165H146L145 163L147 162V159L148 158H146V155H143L144 153L142 152V151H140V152H138L137 151V149L135 148V150H134ZM186 154H187V149H186V152H185ZM243 153V152H242ZM111 154V153H110ZM127 154V153H126ZM195 154V153H194ZM12 155V154H11ZM85 155H88V162L87 161H81V159L82 158H84L85 157ZM117 155H119V154H117ZM160 155V156H159ZM203 155V154H202ZM58 156V155H57ZM130 156V155H129ZM134 156V155H133ZM191 156V155H190ZM234 156H237V155H234ZM239 157H242V156H240V155H238ZM262 156H264V155H262ZM147 157H149V156H147ZM192 157V156H191ZM195 157V155L193 156V158ZM244 157V156H243ZM44 158V157H43ZM57 158H59V157H57ZM99 158V157H98ZM136 158V157H135ZM137 158V159H138ZM158 158H160L161 159V161L160 162H163V163H165L166 165H163V164H161V165H163L164 167H167V169L168 168H173V169H176L177 171H175V170H173V171H171V172H177L176 173V177L178 178V176H181V177H184V178H186V179H188V184H191V185H194V186H200V187H204V181H203V179L198 175V172L196 171L195 172V169H197V167L195 168V169H193V170H191L190 169V165L189 166H187V167H189V168H187V167H184V166H176V165H171V166H167V159L165 158V156H164V154L162 153V152H160V151H158ZM249 158V157H248ZM253 158V157H252ZM10 159V158H9ZM31 159V158H30ZM56 159V158H55ZM125 159V158H124ZM137 159H136V161H137ZM170 159V158H169ZM172 159H174L173 157L170 159V160H172ZM177 159V158H176ZM175 159V160H176ZM188 159V158H187ZM195 159V158H194ZM197 159V158H196ZM38 160H39V158H38ZM44 160V159H43ZM61 160V159H60ZM146 160V161H145ZM159 160V159H158ZM183 160V159H182ZM181 160V161H182ZM201 160V159H200ZM203 160V159H202ZM239 160H241V158L239 159ZM255 160V159H254ZM62 161V160H61ZM63 161V162H64ZM126 161H128V160H126ZM46 162V161H45ZM57 162V161H56ZM63 162H60V163H62V164H64ZM115 162H117L118 164H120V165H124V163H125V160L123 161V160H120V162H118V160L117 161H115ZM155 162H157V161H155ZM175 162V161H174ZM38 163V162H37ZM50 163V162H49ZM48 163V164H49ZM183 163H184V161H183ZM197 163V162H196ZM199 163V162H198ZM218 163V162H217ZM242 163V162H241ZM57 164V163H56ZM133 164V163H132ZM175 164V163H174ZM176 164H178V163H176ZM186 164V163H185ZM188 164V163H187ZM194 164V163H193ZM22 165V164H21ZM37 165H39V164H36L35 166L37 167ZM42 165V164H41ZM149 165V164H148ZM154 165H156V164H154ZM200 165H201V163H200ZM34 166V167H35ZM66 166V165H65ZM143 166V165H142ZM147 166V165H146ZM150 166V165H149ZM157 166V165H156ZM186 166V165H185ZM196 166V165H195ZM23 167V166H22ZM54 167V166H53ZM175 167H177V168H175ZM194 167V166H193ZM192 167V168H193ZM201 167V166H200ZM251 167V166H250ZM254 167V166H253ZM253 167L252 168H250V169H253ZM15 168H17V167H15ZM57 168V167H56ZM55 168V169H56ZM60 168V167H59ZM64 169H65V167H63ZM204 168V167H203ZM54 169V170H55ZM152 169V168H151ZM156 169V168H155ZM155 169H153V170H155ZM166 169V170H167ZM201 169V168H200ZM241 169V168H240ZM263 169V168H262ZM262 169H260V168H257V170H258V172H260V174H262V176H263V178H264V172L262 171ZM163 170V169H162ZM166 170H164L163 171V173H165V174H163L164 176L166 175ZM204 170V169H203ZM249 170V169H248ZM16 171V170H15ZM14 171V172H15ZM55 171H57V173H58V169L57 170H55ZM61 171H62V169H61ZM245 171H247V169L245 170ZM255 171V170H254ZM3 172V171H2ZM20 172H22V171H20ZM24 172V171H23ZM32 172V171H31ZM139 173H140V171H138ZM203 172V171H202ZM207 172H211V171H207ZM248 172V171H247ZM57 173H54V174H57ZM61 173V172H60ZM150 173V172H149ZM155 173V172H154ZM172 173V174H173ZM257 173V172H256ZM50 174H52V173H50ZM62 174H64V173H62ZM201 174V173H200ZM213 174V173H212ZM215 174H217V173H215ZM244 174V173H243ZM155 175V174H154ZM205 175V174H204ZM203 175V176H204ZM245 175V174H244ZM249 175V174H248ZM251 175V174H250ZM55 176H57V175H55ZM62 176V175H61ZM173 176V175H172ZM217 176V175H216ZM215 176V177H216ZM230 176V175H229ZM255 176V175H254ZM48 177V176H47ZM133 177V176H132ZM174 177V176H173ZM181 177H179V179L181 178ZM242 177V176H241ZM52 178H55L56 179V177H53L52 176ZM112 178V177H111ZM150 178H151V176H150ZM149 178V179H150ZM166 178V177H165ZM164 178V180H162V181H165L166 179ZM217 178H219V177H217ZM216 178V179H217ZM250 178H252V177H250ZM258 178H260V176L258 177ZM54 179V180H55ZM59 179H61V177L59 178ZM58 179V180H59ZM209 179V178H208ZM220 179V178H219ZM222 179V178H221ZM220 179V180H221ZM226 179V178H225ZM57 180V179H56ZM62 180H63V178H62ZM175 180V179H174ZM232 180V179H231ZM230 180V181H231ZM61 181V180H60ZM158 181H159V179H158ZM209 181V180H208ZM215 181V180H214ZM219 181V180H218ZM43 182H44V180H43ZM63 182H61L62 184H63ZM175 182V181H174ZM210 182V181H209ZM212 182V181H211ZM220 182V181H219ZM41 183V182H40ZM47 183V182H46ZM162 183V182H161ZM165 183H168V182H165ZM183 183V182H182ZM123 184V183H122ZM132 184V183H131ZM211 184H213V183H211ZM222 184V183H221ZM223 184H226V183H223ZM23 185V184H22ZM26 185V184H25ZM29 185V184H28ZM37 184L35 183V186H36ZM40 185H42V184H40ZM40 185H39V188H40ZM96 185V186H95ZM112 186L110 187V188H108V189H106V188H104V189H102L101 191H98L99 193H97V198H99V201L101 202V203H99L101 206L103 205V203H105V206L103 205L102 207L99 205V206H96V208L94 209V210H91L90 212H91V215H89L90 217H91V219H93V217H96L97 216V214H99V213H102V214H104L105 216L103 217V219L101 220L102 222H104L105 223V226H104V230L103 231H105V230H107L108 231V236L105 238V241L106 242H108V243H112L115 247H116V250H115V259H114V261H113V263L112 264H121V262H122V264H124L127 260L129 261V262H134L135 260H134V256H127V251H130L129 250V248H131V250L133 249L132 247H133V243H135L134 241L135 240H140L142 237H137V234H136V237H137V239H135L136 237H134V239L133 238H131L130 239V241H128L129 242V244H126V245H122L121 243H119V242H117V241H119V240H115V238L116 237H118V234H123L122 233V230H120V228L122 227L121 225H124L126 222H127V220H126V215L124 214V217H123V213L121 212V208H122V205L121 204H119L118 205V202H119V200L117 199V197L116 196H114V195H110V189H113L114 188V185L113 184H111ZM117 185V184H116ZM209 185V184H208ZM207 185V186H208ZM215 185V184H214ZM43 186H45V184L43 185ZM51 186H53V185H51ZM178 186H180L179 185V183H178ZM216 186V185H215ZM23 187V186H22ZM33 187V186H32ZM48 187V186H47ZM59 187V186H58ZM57 187V188H58ZM120 187H122V185L120 186ZM137 186L136 185H134V187L133 188H136ZM19 188H21V187H19ZM52 188V187H51ZM117 188V187H116ZM170 188V187H169ZM173 188V187H172ZM181 188V187H180ZM211 189V187H205L204 189ZM218 188V187H217ZM258 188V187H257ZM22 189H24V188H22ZM29 189V188H28ZM34 189V188H33ZM37 189V188H36ZM41 189V188H40ZM61 189V188H60ZM124 189H126V188H124ZM166 189H167V187H166ZM196 189V188H195ZM226 189V188H225ZM44 190V189H43ZM47 190H48V188H47ZM45 191V192H47L48 193V191ZM212 190V189H211ZM216 190V189H215ZM247 190V189H246ZM20 191V190H19ZM25 191V190H24ZM42 191V190H41ZM40 191V192H41ZM58 191V190H57ZM57 191H55V192H57ZM124 191V190H123ZM138 191V192H137ZM192 191V190H191ZM217 191V190H216ZM221 191V190H220ZM15 192H17V190L15 191ZM20 192H23L22 190L20 191ZM140 192H142V191H139L138 190V188H136V189H134L133 190V196L130 198V200H131V204H129V200L127 201L128 202V204H127V202L124 204V202H123V208H124V212L125 213H129V214H131L132 216H133V218H134V220H135V222H136V224H138V227H139V229L141 228L142 230H143V232L144 233H148V229H150V228H148L147 227V221H148V216L147 217H145L143 214H144V212L145 211H147L148 213H149V215H151L152 217L154 216V217H156L157 215H159V213H160V215L159 216H161V215H163V214H161L162 212L161 211H157V212H159V213H157L156 211H155V209H158L157 208V206H156V204L155 203H160L161 204V208H163V210H165V212H167V213H169L171 210H174L175 208H178L179 209V213H180V215L181 216H183L184 214L186 215V216H191V215H193V212L191 211L193 208H195L196 206L195 205H191L192 206V208L190 207V205L188 204V202H187V200L184 198V197H182V196H179V197H177V199H176V201H177V203L174 205V207H172V208H170L169 210L168 209H166L165 208V206H163L162 204V201H160V200H158V199H156L154 196H152V195H150L151 194V192H150V190L149 189H147L146 188V190H145V192H143L142 193V195H140ZM174 192H176V191H174ZM201 192H202V190H201ZM206 192H207V190H206ZM205 192V190H204V193L205 194H207ZM208 192H210V193H212L213 192V190H212V192L211 191H209L208 190ZM215 192V191H214ZM213 192V193H214ZM219 192V191H218ZM227 192V191H226ZM247 192V191H246ZM18 193V192H17ZM16 193V194H17ZM28 193V192H27ZM43 193V192H42ZM192 193H193V191H192ZM209 193V194H210ZM223 193V192H222ZM33 194V193H32ZM35 194H36V192H35ZM50 194V193H49ZM48 194V195H49ZM181 194V193H180ZM216 194V193H215ZM215 194H213V197H214V195ZM47 195V194H46ZM61 195V196H60ZM96 195V194H95ZM94 195V196H95ZM142 196L143 198H145V197H147V201L145 202V203H143V204H140V205H136L135 206V203H136V201H137V199H136V196ZM175 195V194H174ZM174 195H172V197L174 196ZM179 195V194H178ZM182 195V194H181ZM184 195V194H183ZM194 195H195V192H194ZM208 195V194H207ZM217 195V194H216ZM224 195V194H223ZM34 196V195H33ZM41 196H44L45 197V194L44 195H41ZM150 196H152V200L150 199L151 197ZM196 196V195H195ZM201 196H203V197H208V196H204V194L202 193V195ZM209 196H211V195H209ZM221 196V198H222V195H220ZM35 197V196H34ZM49 197V196H48ZM50 197H51V195H50ZM49 197V198H50ZM109 197H112V201H111V203H109L108 202V198ZM150 197V198H149ZM192 197V196H191ZM202 197V198H203ZM216 197V196H215ZM217 197H219L218 195H217ZM223 197H225V195L223 196ZM210 198H212V197H210ZM27 199V198H26ZM34 199H36V198H34ZM37 199H39V197H37ZM47 199V198H46ZM84 199H86V200H84ZM206 199V198H205ZM208 199V198H207ZM214 199H216V198H214ZM219 199V198H218ZM229 199V198H228ZM40 200V199H39ZM38 200V201H39ZM44 200V199H43ZM53 200V199H52ZM55 200H56V197H55ZM144 200V199H143ZM196 200V199H195ZM201 200V199H200ZM203 200H204V198H203ZM49 201H51V199L49 200ZM78 201V202H77ZM93 201V200H92ZM91 201V202H92ZM96 201H97V199H96ZM95 201V202H96ZM210 201H212L211 199H210ZM216 201V200H215ZM218 201H221L220 199L218 200ZM37 202V201H36ZM46 202V201H45ZM56 202H57V200H56ZM153 202H155V203H153ZM197 202H198V200H197ZM201 202H202V200H201ZM204 202V201H203ZM222 202V201H221ZM41 203V202H40ZM44 203V202H43ZM87 203H86V205H87ZM97 203V202H96ZM141 203V202H140ZM199 203V202H198ZM214 203V202H213ZM216 203H218V202H216ZM220 203V202H219ZM90 204V203H89ZM192 204H193V202H192ZM201 204H203V203H201ZM211 204H212V202H211ZM223 204V203H222ZM97 205V204H96ZM128 205V206H127ZM172 205V204H171ZM210 205V204H209ZM221 205V204H220ZM56 206H57V203H56ZM59 206V207H60ZM84 206V205H83ZM95 206V205H94ZM201 206V205H200ZM205 206V205H204ZM206 206H207V204H206ZM211 206V205H210ZM210 206H208L209 208H210ZM109 207V208H108ZM168 207V206H167ZM198 207V206H197ZM196 207V208H197ZM213 207V206H212ZM211 207V208H212ZM224 206H222V208H223ZM228 207V206H227ZM201 208V207H200ZM216 208H217V206H216ZM216 208H212L213 210H216L217 211V209ZM232 208V207H231ZM82 209V211H80L78 214H79V216L78 217H81L82 216V214L84 213V212H86V210L84 209V208H81ZM199 209V208H198ZM226 206H225V211H226ZM233 209V208H232ZM243 209V208H242ZM6 210V209H5ZM56 210V209H55ZM85 210V211H84ZM195 210V209H194ZM200 210V209H199ZM213 210H209L210 212H212ZM234 210L235 209H233V212H230V211H232V210H230L229 212H230V214L229 215H232L231 213H234ZM246 210V209H245ZM84 211V212H83ZM196 211V210H195ZM220 211L221 212H223L222 211V209H220ZM236 211H238V210H236ZM235 211V212H236ZM247 211V210H246ZM21 213L23 212V211H20ZM74 212V211H73ZM83 212V213H82ZM92 212H95V215H93L92 216ZM214 212V211H213ZM32 213H34L33 211H32ZM89 213V212H88ZM166 213V214H167ZM198 213V212H197ZM239 213H241V210L239 211ZM242 213H243V210H242ZM20 214V213H19ZM25 214V213H24ZM27 214V213H26ZM61 214V213H60ZM59 214V215H60ZM115 214V215H114ZM200 214H202V213H199V215ZM215 214V213H214ZM218 214H219V212H218ZM228 214V213H227ZM3 215H4V213H3ZM6 215V214H5ZM31 215V214H30ZM75 215V214H74ZM205 215H207V214H205ZM211 215V214H210ZM217 215V214H216ZM215 215V216H216ZM222 215H224V214H222ZM69 216V215H68ZM67 216V217H68ZM88 216V215H87ZM208 216H209V214H208ZM213 216V215H212ZM211 216V217H212ZM238 216V215H237ZM237 216H236V218H237ZM240 216H243L244 217V215H240ZM31 217H32V215H31ZM77 217V216H76ZM203 217H204V215H203ZM205 217H207V216H205ZM239 217V216H238ZM247 217V218H246ZM61 218V217H60ZM70 218V217H69ZM121 218H123V219H121ZM132 218V219H133ZM161 218L163 219V221H165L164 223H162L161 225H160V227L161 228H165V229H167L166 231L169 233V232H171L172 231V229L170 228V226L169 225H171L170 223V221H168V220H166V219H164V216L162 217L161 216ZM215 218V217H214ZM214 218H212V219H214ZM219 218H220V215H219ZM222 218H224V217H222ZM232 218H233V216H232ZM240 218V217H239ZM238 218V219H239ZM242 218V217H241ZM246 218V219H245ZM245 218H242V219H245V220H247L248 219V216H245ZM52 219V218H51ZM65 219V218H64ZM216 219V218H215ZM226 219V218H225ZM242 219H240V220H242ZM249 219H250V217H249ZM248 219V220H249ZM17 220H20V219H17ZM33 220H35L34 218H33ZM44 220V219H43ZM80 220V219H79ZM98 220V219H97ZM100 220V219H99ZM110 220H114L115 221V227H113L112 229H107L106 228V226H107V224H108V222L110 221ZM230 220H231V216H230ZM233 220V219H232ZM5 221V220H4ZM8 221V220H7ZM22 221V220H21ZM53 221V220H52ZM94 221V220H93ZM180 221H183V219H181V220H179V221H177V222H179L180 223ZM187 221H189V223L187 224V225H185V226H183L182 228L183 229H191V231L193 232V231H195V233H197L198 231H200V228H202L201 226V224H200V222H199V220H187ZM209 221V220H208ZM210 221H211V218H210ZM223 222H224V220H222ZM228 221V220H227ZM244 221V220H243ZM255 221V220H254ZM17 222V221H16ZM20 222V221H19ZM32 222V221H31ZM59 222V225L61 224V220H59L58 221ZM63 222V221H62ZM67 222V221H66ZM78 222V221H77ZM197 222H199V224H200V227L199 228H197V226H196V224H197ZM211 222H214V221H211ZM219 222V221H218ZM222 222V223H223ZM226 222V221H225ZM224 222V223H225ZM232 222V221H231ZM242 222V221H241ZM251 222V221H250ZM253 222V221H252ZM79 223V222H78ZM94 222H92V224H93ZM96 223V222H95ZM99 223V222H98ZM176 223V222H175ZM210 223V222H209ZM217 223V222H216ZM243 223V222H242ZM254 223H256V222H254ZM5 224V223H4ZM88 224V223H87ZM220 224V223H219ZM249 225H250V223H248ZM258 224V223H257ZM256 224V225H257ZM14 225H16V223L14 224ZM27 225V224H26ZM45 225V224H44ZM93 225H95V224H93ZM103 225V224H102ZM227 225V224H226ZM233 225V224H232ZM241 225H243V224H241ZM255 225V224H254ZM255 225V226H256ZM46 226V225H45ZM57 226V225H56ZM149 226V225H148ZM215 226V225H214ZM214 226H211V225H209V224H207V227H208V229L210 230V231H212L211 232V234L212 235H215L216 234V236L218 235V233L219 232H217L218 231V229H217V231L214 229ZM236 226H237V224H236ZM244 226V225H243ZM251 226H252V224H251ZM258 226V225H257ZM172 227V226H171ZM211 227V228H210ZM222 227V226H221ZM234 227V226H233ZM43 228V227H42ZM148 228V229H147ZM229 228L231 229L232 227L231 226H229ZM240 228V227H239ZM256 229L255 230H257L258 229V227H255ZM60 229H62V227H60ZM68 229V228H67ZM78 229V228H77ZM99 229H101V228H99ZM252 229V233H251V235L253 234V228H251ZM260 229V228H259ZM261 229H262V227H261ZM52 230H53V228H52ZM63 230V229H62ZM91 230V229H90ZM153 230V229H152ZM208 230V231H209ZM224 230V229H223ZM240 230H242V226H241V229ZM243 230H244V228H243ZM63 231H68V230H63ZM62 231V232H63ZM98 231V230H97ZM102 231V230H101ZM136 231V233H137V229H136V227H134V228H128V233L129 234H131V235H133L134 234V232ZM202 231V230H201ZM235 231V230H234ZM233 231V232H234ZM239 231V230H238ZM262 232H264L263 230H261ZM48 232V231H47ZM46 232V234H48ZM96 232V231H95ZM139 232V231H138ZM222 232V231H221ZM224 232V231H223ZM257 232V231H256ZM258 232H259V230H258ZM257 232V235L258 234H260V233H258ZM64 233H66V232H64ZM179 233V232H178ZM182 232H180V234H181ZM208 233V232H207ZM227 233V232H226ZM230 233V232H229ZM242 233V232H241ZM255 233V232H254ZM3 234V233H2ZM140 234H141V231H140ZM153 234V233H152ZM202 234H203V232H202ZM234 234H236V233H234ZM50 235V234H49ZM62 235H63V233H62ZM124 235V234H123ZM135 235V234H134ZM143 235V234H142ZM237 235V234H236ZM2 236V235H1ZM65 236V235H64ZM63 236V237H64ZM98 236V235H97ZM128 236V235H127ZM138 236H140V235H138ZM145 236V235H144ZM152 236V235H151ZM165 236V235H164ZM178 236V235H177ZM203 236V235H202ZM201 236V237H202ZM216 236H211V237H209V241H210V243L213 245V248L215 249V250H217L219 253H220V251L221 250H223L225 253L226 252H228V251H230V255H228L227 254V256L229 257H227L228 258V260H227V262L225 263V264H244V262H243V260L240 258V256L238 255V249H237V247H235V246H237V244L234 246L235 248V256H233L234 254L231 252V250H230V246H229V243L230 242H227V241H230L229 239L226 241L225 239H224V237L219 233V237H220V239L219 240H217V237ZM253 236H256V234L255 235H253ZM260 236V235H259ZM63 237H59V239H62ZM110 237V238H109ZM149 237H150V235H149ZM204 237V236H203ZM208 237V236H207ZM206 237V238H207ZM226 237H227V235H226ZM232 237H233V235H232ZM235 237H238V236H235ZM234 237V238H235ZM248 237V236H247ZM257 237V236H256ZM256 237H254V239L256 238ZM264 237V236H263ZM123 238V237H122ZM130 238V237H129ZM144 238V237H143ZM142 238V239H143ZM145 238H146V236H145ZM144 238V239H145ZM228 238V237H227ZM239 238V237H238ZM252 238V237H251ZM37 239V238H36ZM48 239H50V238H48ZM58 239V240H59ZM110 239V240H109ZM126 239H128V237H126ZM149 239V238H148ZM147 239V240H148ZM173 239H175V238H173ZM177 239V238H176ZM188 239V238H187ZM261 239H263V238H261ZM113 240V242H110V241H112ZM121 240V239H120ZM129 240V239H128ZM179 241H181L180 239H178ZM190 240V239H189ZM192 240V239H191ZM239 240V239H238ZM247 240H250V239H248L247 238ZM257 240H259V238H257ZM39 241H41V239L39 240ZM49 241V240H48ZM56 241V240H55ZM127 241V240H126ZM141 241V240H140ZM145 241V240H144ZM149 241V240H148ZM174 241H176L177 242V240H174ZM173 241V242H174ZM193 241V240H192ZM207 241H208V239H207ZM208 241V242H209ZM254 241H256V240H254ZM62 241H60V243H61ZM238 242H242V241H238ZM259 242H261V244H262V240L261 241H259ZM126 243V242H125ZM139 243V242H138ZM147 243V242H146ZM203 243V242H202ZM205 243V242H204ZM225 245H223V244ZM243 243V242H242ZM248 244H250V243H252V242H250L249 243V241L247 242ZM258 243V242H257ZM256 243V244H257ZM35 244V243H34ZM56 244V243H55ZM65 244V243H64ZM63 244V245H64ZM87 244V243H86ZM85 244V245H86ZM91 244V245H90ZM179 244H181V243H179ZM183 244V243H182ZM260 244V243H259ZM260 244V245H261ZM39 245V244H38ZM89 245H90V247H89V249L84 253V254H82V257L84 258V260H81V259H79V260H81V262H78V260H76L74 263L75 264H89L90 263V260L91 261H93L92 260V258L90 257V255H91V253L93 252V249H97V248H99L102 244H101V242L99 241V240H97L96 242H95V244H93V243H89ZM88 245V246H89ZM97 245H99V247H97ZM149 245V244H148ZM152 245V244H151ZM154 245H156V244H154ZM192 245H193V243H192ZM230 245H231V243H230ZM254 245H255V243H254ZM259 245V246H260ZM263 245H264V243H263ZM35 246H36V244H35ZM40 246V245H39ZM112 246V245H111ZM139 246H140V244H139ZM139 246H137V247H135V248H138ZM150 246V245H149ZM232 246V245H231ZM247 246V245H246ZM66 247V246H65ZM67 247H68V245H67ZM86 247V246H85ZM141 247V246H140ZM139 247V248H140ZM145 247V246H144ZM158 247V246H157ZM162 247V246H161ZM188 247H190V246H188ZM196 247V246H195ZM240 247V246H239ZM59 248V247H58ZM62 248V247H61ZM113 248V247H112ZM134 248V249H135ZM184 248V247H183ZM241 248V247H240ZM247 248H249L248 246H247ZM251 248H252V246H251ZM250 248V249H251ZM51 249V248H50ZM63 249V248H62ZM65 249V248H64ZM68 249H69V247H68ZM134 249H133V251H134ZM153 249H156V250H154L155 251V253H154V255H155V258H157V261H159V262H161L162 264H198L197 263V260H198V257L197 256H194V253L192 252V248H191V250H189V251H185L184 252V254H187V257H188V259H189V261H187V263L185 262V263H183L182 262V257H183V255H182V253H181V255L179 254V255H177L176 254V257H170L171 259H169V260H166V258H168V256H167V254L165 255V254H163V253H160V252H158L157 253V248L155 247V248H153ZM158 249H160V248H158ZM163 249V248H162ZM232 249V248H231ZM254 249V248H253ZM257 249V248H256ZM255 249V250H256ZM261 248H259V250H260ZM41 250V249H40ZM61 250V249H60ZM59 250V251H60ZM70 250V249H69ZM112 250V249H111ZM146 250V249H145ZM201 250V249H200ZM252 250V249H251ZM250 250V251H251ZM47 251V250H46ZM148 251V250H147ZM146 251V252H147ZM153 251V250H152ZM166 251V250H165ZM197 251V250H196ZM233 252H234V250H232ZM241 251H242V249H241ZM97 252V251H96ZM174 252V251H173ZM254 252V251H253ZM260 252V251H259ZM264 252V251H263ZM59 253V252H58ZM94 253V252H93ZM104 253V252H103ZM136 253H138V252H136ZM216 253V252H215ZM215 253H214V255H215ZM219 253H216L217 255H219ZM229 253V252H228ZM255 253V252H254ZM253 253V254H254ZM257 254H258V252H256ZM37 254H38V252H37ZM52 254H55V253H52ZM66 254V253H65ZM65 254H63V255H65ZM77 254V253H76ZM80 254V253H79ZM129 254H131V252H129ZM170 254V253H169ZM196 254V253H195ZM231 254H233L232 256H231ZM251 254V253H250ZM256 254V255H257ZM49 255V254H48ZM110 255V254H109ZM133 255V254H132ZM151 255H153L152 253H151ZM225 255V254H224ZM248 255V254H247ZM252 255V254H251ZM251 255H249V256H251ZM259 255H261V254H259ZM264 255V254H263ZM42 256V255H41ZM41 256H40V258H41ZM76 256H78V255H76ZM79 256H81V255H79ZM167 256V257H166ZM44 257V256H43ZM137 257V256H136ZM166 257V258H165ZM46 258H47V260H48V257L46 256ZM45 258V259H46ZM75 258V257H74ZM82 258V259H83ZM95 258V257H94ZM131 258V259H130ZM182 258V259H181ZM256 258V257H255ZM54 259H55V257H54ZM68 259V258H67ZM70 259V258H69ZM86 259V260H85ZM89 259V260H88ZM225 259V258H224ZM251 259H253V258H251ZM113 260V259H112ZM154 260V259H153ZM255 260V259H254ZM17 261H18V259H17ZM20 261H21V257H20ZM54 261V260H53ZM52 261V262H53ZM139 261V260H138ZM155 261H156V259H155ZM154 261V262H155ZM19 262V261H18ZM47 262V261H46ZM259 262V261H258ZM92 263V262H91ZM111 263V262H110ZM109 263V264H110ZM135 263V262H134ZM136 263L137 264H139L137 261H136ZM254 263H256V262H254ZM23 264V263H22ZM55 264V263H54ZM159 264V263H158ZM217 264V263H216ZM260 264V263H259Z\"/></svg>",
    "mask_w": 264,
    "mask_h": 264
},
{
    "label": "snow or ice",
    "instance_id": "snow-or-ice-1",
    "mask_svg": "<svg viewBox=\"0 0 264 264\" xmlns=\"http://www.w3.org/2000/svg\"><path fill=\"white\" fill-rule=\"evenodd\" d=\"M5 7H6V6H5L3 3H0V14L4 15V16H6V17H7V16H10L11 13H12V9H11V8H8L7 11L5 12V11H4ZM129 7H131V6H129ZM195 7H196V0H193V9H195ZM237 7L241 8V9L244 7V5L240 2V0H235V3L232 5V8H233V9H235V8H237ZM33 10H34V9H33ZM260 10H261V11H264V5H261V6H260ZM22 11H25V12L27 11V5L24 6V8L22 9ZM69 11H70V9H69ZM208 14H209V12H208V7H207V5H206V6H205V15H208ZM231 15L233 16V18H235V12H234V11L231 12ZM216 17L219 18V12L216 13ZM19 21H20V24H19V26H18L17 32H18L22 37H23V36H26L27 33L24 31V28H23V17H20V18H19ZM260 24H261V26H264V18H262V19L260 20ZM220 27L223 28V27H224V24L221 23V24H220ZM253 36H255V28H253ZM43 38H44V40H45V42H46L47 37H43ZM156 40L159 41V36L156 37ZM256 40H257V43H259V37H256ZM158 46H159V45L157 44V47H158ZM28 47H29V50H31V48H32L31 41H29ZM262 48H264V46H262ZM0 51H2V52H7V51H8L7 46H5V47H3V48H0ZM69 54H70V53H69ZM46 65H47V61L45 60V66H46ZM32 78H33L32 75H29V76L27 77V79H28L29 81H31ZM50 79H51V82H52L53 84H55V80H56L55 76H51ZM197 87H199V86L197 85ZM261 87H262V89H264V81L261 82ZM38 91H39V88H37V89L33 92V95H35L36 92H38ZM56 91H57V94H59V89H56ZM65 95H67V90H65ZM45 97H47V93H45ZM240 99L243 100V97H241ZM65 103H68V101H65ZM193 103H195V100H193ZM69 106H70V105H69ZM39 111H40V109L37 108V109H36V113H39ZM90 111H91V110H90ZM212 115H213V113H209V118H210V119H211V116H212ZM254 119H257V120H264V117L257 116V117H254ZM249 124H250V121H249V120H244V121H242V123H241V125H240V127H241V136H242V137H243V135H244V133H245V130L248 129ZM31 127H32V124L29 123L28 127L25 128V132L27 133V132L31 129ZM89 130L95 132V134H96L98 137L100 136V133H99L98 131H96L94 128L90 127ZM260 137H261V139H264V132H261V133H260ZM152 139H153V141H154V140H155V137H153ZM252 139L254 140V139H256V137L254 136V137H252ZM49 142H51V141H49ZM105 143H106V141H105ZM229 143L232 144L233 149H237V154H239L238 146H237L234 142H232V141H229ZM23 144H24V141L21 142V146H20V148L17 149L18 152H22V151H23ZM11 150H12L11 148L6 149L5 152H4V155L6 156L7 153L10 152ZM87 151L90 152L91 149H88ZM38 154H39V153L37 152V155H38ZM85 154H86V153H85ZM256 155H257V156H262V155H264V153L257 152ZM258 163H259L260 165H264V158L260 159V160L258 161ZM6 166H7V160H6V159L0 161V167H6ZM18 171H19V169H18ZM243 171H244V170H243V168H242V169H241V172L243 173ZM252 179H253V180L255 179L254 174H253ZM9 186H11V181H9ZM257 187H258L259 190H260V194H261L262 196H264V179L261 180V182L258 184ZM128 191H129V193H130V192H131V189H129ZM0 195H2V193H0ZM22 195L25 196V197H27L29 201L31 200V193H23ZM55 195H56V194H55V192H54V193H53V200H52V203H53V204H55ZM189 195H192V193H189ZM20 199H21V196H16V202H17L18 205H19V203H20ZM146 199H147V197H145V200H146ZM111 201H112V197H109V198H108V202L111 203ZM77 202H78V201H77ZM128 202H129V204H131V200H130V199H129ZM97 206H99V201L97 202ZM3 207H4L3 205H0V209H2ZM39 207H42V204H37V205H36V208H39ZM33 211H35V209H33ZM68 215H71V208L68 209ZM93 215H95V212H93ZM114 215H115V214H114ZM143 215H144L145 217H147V216L149 215V213H148L147 211H145ZM169 215L172 216V218H173L174 221H175L176 219H178V217L174 216L171 212L169 213ZM2 217H3V212L0 211V218H2ZM101 219H103V216H101ZM164 222H165V221H163V219L161 218V216L158 215V216H156L155 221L152 223V228H153L154 230H156L157 232H159V231H160V225H161L162 223H164ZM133 223H135V222H133ZM188 223H189V221H187V220L180 221V225H181V227L187 225ZM230 223H231V222H230ZM16 225H17V229H16V230H17V232H19V222H18V221L16 222ZM61 226H62V225H59V224H58L56 232H55L54 234H51V240L48 242V247H49V248H53V247H54V243H53V242L56 240V237L60 234V227H61ZM169 226L171 227L172 225H169ZM196 226H197V228L200 227L199 222H197ZM93 227H94V225L91 223V217H90V218H89V223L87 224V226L83 227V229H82V231H81V233H80L81 236L85 235V234L88 232V230L91 229V228H93ZM113 227H115V221H114V220H110V221L108 222L106 228H107V229H112ZM138 231H142V229H138ZM164 235H166V233L160 235V236H159V239L163 240V239H164ZM69 236H70V237L73 236V233H72V232H69ZM107 236H108V231L105 230V231H103L99 236H97V237L95 238V240H93L91 243L95 244V242H96L97 240H99V241L101 242V244H103V243L105 242V238H106ZM191 236H192V232H191V229H189V231H188V237L191 238ZM26 238H27V237L17 236V235L12 236L11 238H9V237H7V236H5V237H0V239L5 240L6 242L11 241V242H14V243H18V244L21 245V246H23L24 241H25ZM219 239H220V237L217 235V240H219ZM201 241H202V238H201ZM201 241H198V242H197V247H198V248H199V247H202V243H201ZM68 242L71 243V240H69ZM120 243L123 244V241L121 240ZM141 243H143V240H141ZM43 244H44V237H41V251L43 250ZM81 247L83 248L84 246L81 245ZM97 247H99V245H97ZM179 247H180V244H179V243L174 244V245H173V244H170V245H169V251H170V252H171V251H175V250L178 249ZM207 247H208V256H207V258H206V264H211V261H212L213 256H214L215 249L213 248V245H212L210 242L208 243V246H207ZM29 251H31V249H29ZM93 251H95V249H93ZM220 254H221V258H223V256H224L225 253H224L223 250H221V253H220ZM17 255H18V251H17V250H13V251L7 253V255H4V256L0 257V264H16V261H15L14 257L17 256ZM145 255H147L146 252H145ZM76 259H82V256H81V257H77ZM113 259H115V258L113 257ZM185 259L187 260V256H185ZM257 259L259 260L260 264H264V255H258V256H257ZM245 262H246V264H253L252 261H248V260H247V257H245ZM23 264H30V261L28 260L27 257L24 258ZM47 264H52V256H51L50 253H49V255H48ZM96 264H108V261H107V260H104V259H101V260L97 261ZM148 264H154V262H153V261H148Z\"/></svg>",
    "mask_w": 264,
    "mask_h": 264
}]
</instances>
